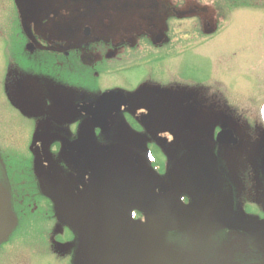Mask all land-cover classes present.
<instances>
[{
    "label": "flooded vegetation",
    "instance_id": "af4514ba",
    "mask_svg": "<svg viewBox=\"0 0 264 264\" xmlns=\"http://www.w3.org/2000/svg\"><path fill=\"white\" fill-rule=\"evenodd\" d=\"M4 1L13 17L8 31L16 76L63 81L71 111L66 124L48 134V148L38 141L36 153L16 156L21 174L9 173L11 155L0 152V264H13L27 240L35 252L40 233L53 256L56 245L63 248V264H102L95 238L106 219L160 227L169 264H264V186L254 182L261 174L231 163L242 156L243 140L230 127L213 128L216 135L206 143L192 126L164 127L147 101V83L169 76L163 64L177 65L170 76L181 82L203 84L194 77L198 63H188L199 45L183 39L187 30L199 34V0H149L139 10L136 0ZM203 1L222 17L264 5ZM29 61L44 70L35 73ZM98 103L95 116L84 111ZM192 130L196 135L187 136ZM227 131L234 137L219 141ZM199 145L209 153L208 167L200 171L197 162L192 171L188 156ZM56 206L64 209L65 223Z\"/></svg>",
    "mask_w": 264,
    "mask_h": 264
},
{
    "label": "rangeland",
    "instance_id": "374dc122",
    "mask_svg": "<svg viewBox=\"0 0 264 264\" xmlns=\"http://www.w3.org/2000/svg\"><path fill=\"white\" fill-rule=\"evenodd\" d=\"M140 2L148 5L149 0H136L133 8L139 10ZM6 5L0 0V152L11 155L7 168L10 174L18 175L23 170L16 156L35 149L34 143L38 141L48 148L52 142L50 133L56 131L58 125L66 124L71 102L65 96L63 81L59 84L40 75L23 79L16 76L19 74L17 59H10L13 49L8 31L13 17L6 11ZM187 6L186 3L185 8ZM253 6L236 9L222 17L210 2L199 0V34L192 37L187 30L183 39L187 43L194 39L195 45H199L198 57L189 59L188 63H198L194 77L203 84L197 87L181 82L170 76L171 70L177 73L178 66L172 69L170 64H163L161 71L167 69L165 73L169 76L161 83H147V101L150 99L153 116L164 127L183 126L189 130L192 126L197 135L192 130L187 136L193 133L204 143L212 140L210 136L214 137L220 129L232 128L243 140V145L239 146L242 156L233 157L232 166L259 171L261 179L257 183L255 177L254 182L261 187L264 186V128L261 127L264 126V5L262 8ZM29 63L27 67L37 70L35 73L44 70V65ZM187 73L191 77L189 70ZM213 128L215 135H212ZM188 140L187 137L182 142ZM34 151L36 153V149ZM2 197L0 194L1 202ZM43 235L46 233L38 234L40 245L35 252L30 250V240L21 244L13 264H63L60 257L63 248L56 245L53 256L50 242Z\"/></svg>",
    "mask_w": 264,
    "mask_h": 264
},
{
    "label": "water",
    "instance_id": "95a60500",
    "mask_svg": "<svg viewBox=\"0 0 264 264\" xmlns=\"http://www.w3.org/2000/svg\"><path fill=\"white\" fill-rule=\"evenodd\" d=\"M97 107H84L89 115L97 114ZM96 119H94L95 123ZM224 137H234L232 131L221 132L218 140ZM90 156H96L95 146L88 141ZM236 143V142H232ZM207 149L203 146H195L189 153L188 163L193 171L198 162L197 169L208 167ZM38 164V160H37ZM49 187V186H48ZM47 187V188H48ZM49 190V189H48ZM56 216L59 221L65 223L64 209L56 206ZM97 255L102 264H169L160 234V227L154 225H142L129 221L106 219L98 228L95 238Z\"/></svg>",
    "mask_w": 264,
    "mask_h": 264
},
{
    "label": "bare ground",
    "instance_id": "6f19581e",
    "mask_svg": "<svg viewBox=\"0 0 264 264\" xmlns=\"http://www.w3.org/2000/svg\"><path fill=\"white\" fill-rule=\"evenodd\" d=\"M258 124H260L259 122H258ZM91 159V161L92 162H94L95 161V163H97V161H98V159H97V157L94 155V157L92 156V157H90ZM97 160V161H96ZM212 168H213V165H212ZM212 171H213V169H212ZM0 206H1V203H0Z\"/></svg>",
    "mask_w": 264,
    "mask_h": 264
}]
</instances>
